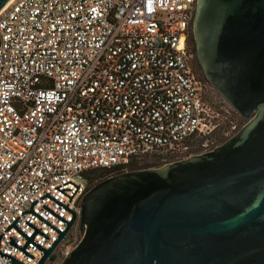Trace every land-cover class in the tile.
<instances>
[{
  "label": "built area",
  "instance_id": "obj_1",
  "mask_svg": "<svg viewBox=\"0 0 264 264\" xmlns=\"http://www.w3.org/2000/svg\"><path fill=\"white\" fill-rule=\"evenodd\" d=\"M198 0H11L0 11V264L62 261L86 174L214 151L245 121L194 68ZM48 263V262H47Z\"/></svg>",
  "mask_w": 264,
  "mask_h": 264
},
{
  "label": "water",
  "instance_id": "obj_2",
  "mask_svg": "<svg viewBox=\"0 0 264 264\" xmlns=\"http://www.w3.org/2000/svg\"><path fill=\"white\" fill-rule=\"evenodd\" d=\"M192 39L244 126L210 153L97 183L79 243L58 261L61 234L38 264H264V0H198Z\"/></svg>",
  "mask_w": 264,
  "mask_h": 264
},
{
  "label": "trees",
  "instance_id": "obj_3",
  "mask_svg": "<svg viewBox=\"0 0 264 264\" xmlns=\"http://www.w3.org/2000/svg\"><path fill=\"white\" fill-rule=\"evenodd\" d=\"M191 51L193 52V54L195 55V49H194V43H193V39L191 37ZM202 76L203 79L204 76L203 74H200ZM206 80V79H205ZM141 162H132L129 167H128V170L127 172H130V171H138V170H141V169H135V165H138L140 164ZM165 163H161V164H158L157 167H160L162 165H164ZM147 168H150V167H147ZM142 169H145V168H142ZM96 172H100L102 174L101 178H99L98 180H91L89 178L90 175H92L93 173H96ZM122 173H125L124 171H121V170H117V171H111V170H97V171H93V172H90L88 174H86L85 178H86V181H87V191L95 186L97 183L107 179V178H110V177H113V176H116V175H119V174H122Z\"/></svg>",
  "mask_w": 264,
  "mask_h": 264
},
{
  "label": "rangeland",
  "instance_id": "obj_4",
  "mask_svg": "<svg viewBox=\"0 0 264 264\" xmlns=\"http://www.w3.org/2000/svg\"><path fill=\"white\" fill-rule=\"evenodd\" d=\"M161 163H162V161L159 159L148 158V159L141 161L140 164L135 165V169L144 170L142 168H145V169L158 168L157 167L158 164H161ZM147 167H150V168H147ZM101 176H102V174L100 172H96V173H93L92 175H90L89 178L91 180L95 181V180H98L99 178H101ZM81 238H82V234H78V236H77L78 242L81 240ZM46 264H50V263H46Z\"/></svg>",
  "mask_w": 264,
  "mask_h": 264
},
{
  "label": "flooded vegetation",
  "instance_id": "obj_5",
  "mask_svg": "<svg viewBox=\"0 0 264 264\" xmlns=\"http://www.w3.org/2000/svg\"><path fill=\"white\" fill-rule=\"evenodd\" d=\"M193 65H194V68H195L200 74H202L201 69H200V67L198 66L197 62H196V59H194V61H193Z\"/></svg>",
  "mask_w": 264,
  "mask_h": 264
},
{
  "label": "bare ground",
  "instance_id": "obj_6",
  "mask_svg": "<svg viewBox=\"0 0 264 264\" xmlns=\"http://www.w3.org/2000/svg\"><path fill=\"white\" fill-rule=\"evenodd\" d=\"M11 1V0H10Z\"/></svg>",
  "mask_w": 264,
  "mask_h": 264
}]
</instances>
